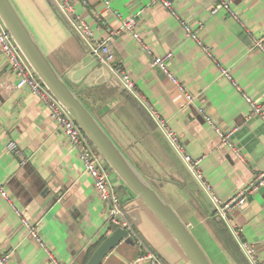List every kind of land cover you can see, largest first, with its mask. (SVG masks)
<instances>
[{
	"label": "crops",
	"instance_id": "1",
	"mask_svg": "<svg viewBox=\"0 0 264 264\" xmlns=\"http://www.w3.org/2000/svg\"><path fill=\"white\" fill-rule=\"evenodd\" d=\"M13 1L64 75L88 55L89 42L76 37L50 0ZM85 1L73 0L77 14L95 39L112 38L116 59L129 72L135 89L125 90L122 81L107 71L93 77L97 70L79 83L70 82L72 87L189 226L213 264H264V186L244 207L230 212L229 222L216 216L210 195L184 161L185 153L202 159L205 178L223 201L264 172V118L252 115L247 100L264 104V41L263 48L259 46L264 38V0H226L235 17L224 9L212 13L216 0H168L176 14L154 0H109V7L103 0ZM116 12L122 19L136 18L143 43L122 29ZM181 20L199 29L201 43L187 35ZM168 53L178 84L154 64L155 58ZM222 68L232 79L222 74ZM186 93L193 95L192 103ZM200 109L223 130L234 129L232 141L243 159L222 143ZM155 115L177 134L184 150L169 141ZM12 140L21 154L8 149ZM102 166L121 198L123 218L135 241H122L102 264H150L147 259L137 261L148 251L164 264H191L163 225L106 163ZM0 188L7 195L0 191V254L10 253V264H54L30 235L23 217L37 225L61 264H87L93 246L113 231L110 207L85 172L77 149L45 103L18 87L1 49ZM243 242L255 248L253 255Z\"/></svg>",
	"mask_w": 264,
	"mask_h": 264
},
{
	"label": "built area",
	"instance_id": "2",
	"mask_svg": "<svg viewBox=\"0 0 264 264\" xmlns=\"http://www.w3.org/2000/svg\"><path fill=\"white\" fill-rule=\"evenodd\" d=\"M62 10L64 15L71 22L73 27L81 34V36L89 42L91 53L97 58L99 64L101 66H105L108 68L116 77H118L123 84L125 90L133 91L135 89V82L130 76L127 69L117 61L115 52L111 45L112 38H108L106 40H97L94 37V33L89 26V24L77 14L73 0H55ZM217 4L213 7L212 13H217L220 9H224L230 15L236 16L234 10L231 7L230 2L226 0H216ZM84 3L87 1L83 0ZM106 6L109 7L110 1L103 0ZM154 2H161L163 5L169 10L175 11L172 8V4L168 0H154ZM117 16L122 21V29H127L132 32L134 37L142 42L140 35L136 32L137 20L135 17L125 19L121 17L119 12H116ZM176 14V13H175ZM182 24L186 30L188 36L195 39L197 42L201 43L199 39V29H194L186 22L182 21ZM264 38L260 39L259 46H262V42ZM143 43V42H142ZM144 49L148 52L150 50L149 47L143 44ZM0 49L4 54L6 61L12 72L18 78V87L19 88H27L33 94L37 95L41 101L45 103L47 108L51 113V117L57 122L59 127L63 129V131L68 136L71 144L77 149L79 157L84 165L85 172L89 174L94 181V185L96 189L99 191L101 198L104 202H106L110 207L109 212V220L112 225H116L118 227H123L129 230L130 234L133 235L134 231L132 230L130 224L123 218L124 216V208L122 205V201L120 196L115 191L110 178L109 173L106 168L102 166V163H105L101 155L97 152L89 138L84 134L79 125L74 121L70 113L65 109V107L52 95V93L47 89V87L43 84L40 78L37 76L34 69L30 66L19 46L16 44L14 38L11 33L7 29L5 23L0 17ZM204 50L209 53V48L204 47ZM172 58V53H168L164 57L155 58L154 64L160 67L171 79L173 82L178 84V79L175 75L170 71L168 62ZM222 74L227 76L229 79H232L229 70L222 68ZM183 90V87L180 86ZM186 99L189 103L193 101V95L186 93ZM247 100L252 107V115H261L264 118V104L256 102L255 100L248 98ZM201 115L204 116L206 121L214 126L218 135L220 136L222 143L228 147H230L233 152L240 158L243 159V153L234 146L232 141L233 130H223L218 126V124L214 121V119L206 113L204 109H200ZM157 122L164 129L165 134L169 141L181 152L184 150L183 145L180 143L179 137L176 133H174L167 125V122L162 119L160 116L155 115ZM8 149L11 152L16 154L20 153L19 145L16 141L12 140L8 143ZM184 161L192 173V175L196 178L199 184L208 192L213 203L216 207V216L221 219L230 220V212L235 208L244 207L249 200L250 195L257 191L260 187L264 186V172H261L257 175V177L245 188L239 190L237 194L228 199L227 201L221 200L216 194L213 187L209 184L202 170V159L195 158L189 154H184ZM0 191L4 194L3 188H0ZM7 196V195H6ZM16 213L22 216L21 210L13 204ZM23 223L29 230L30 235L45 249L48 253L49 258L54 264H61L49 246L47 245L44 237L40 235L37 229V225L29 218L23 217ZM235 234L240 237V231L238 229L235 230ZM140 246H144L141 240L137 241ZM242 246L247 251L249 255H253L255 253V248L248 244L242 243ZM11 254L3 253L0 254V264H10ZM142 259L149 260L150 264H164L163 261L158 257L155 253L150 251L145 255H141L137 258V261Z\"/></svg>",
	"mask_w": 264,
	"mask_h": 264
},
{
	"label": "water",
	"instance_id": "3",
	"mask_svg": "<svg viewBox=\"0 0 264 264\" xmlns=\"http://www.w3.org/2000/svg\"><path fill=\"white\" fill-rule=\"evenodd\" d=\"M50 1L67 26L84 43V39L64 15L57 2ZM0 17L43 84L70 113L107 166L133 197L163 225L189 262L191 264H213L189 226L181 219L163 194L139 171L70 83H79L83 76L91 75V71L95 70L97 71L93 77L101 75L105 71L113 73L105 66H101L91 53L90 48L85 45L88 55L68 74L64 75L39 44L13 0H0ZM122 241L135 244L129 230L118 227L100 243L87 264H102Z\"/></svg>",
	"mask_w": 264,
	"mask_h": 264
},
{
	"label": "trees",
	"instance_id": "4",
	"mask_svg": "<svg viewBox=\"0 0 264 264\" xmlns=\"http://www.w3.org/2000/svg\"><path fill=\"white\" fill-rule=\"evenodd\" d=\"M79 96L81 97V95L79 94ZM82 98V97H81ZM83 99V98H82ZM122 205H123V203H122ZM123 208H124V206H123ZM116 228H118V226H116V225H111V226H109V230H115ZM106 238V235H103L100 239H99V241H98V243L95 245V246H93V248L91 249V252L93 253L95 250H96V248L100 245V243L104 240ZM91 253V254H92Z\"/></svg>",
	"mask_w": 264,
	"mask_h": 264
}]
</instances>
